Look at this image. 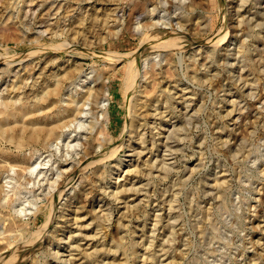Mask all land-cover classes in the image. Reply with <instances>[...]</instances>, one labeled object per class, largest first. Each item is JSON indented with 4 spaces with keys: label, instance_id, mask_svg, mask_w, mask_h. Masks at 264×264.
Wrapping results in <instances>:
<instances>
[{
    "label": "rangeland",
    "instance_id": "obj_1",
    "mask_svg": "<svg viewBox=\"0 0 264 264\" xmlns=\"http://www.w3.org/2000/svg\"><path fill=\"white\" fill-rule=\"evenodd\" d=\"M125 2L0 0V98L17 105L36 99L63 66L104 72L113 136L105 150L119 147L121 158L120 167L64 174L60 188L39 200L23 236L16 235L25 224L13 218V202L0 199V228L16 241L0 249V264H264V0L179 3V31L140 33L128 27L134 16L146 25L147 10L159 5L137 0L129 10ZM121 9L123 26L116 20ZM151 34L169 40L162 50L171 60L160 87L143 89L155 94L161 113L132 139V150L122 145L127 94L142 83ZM109 51L119 59L104 56ZM161 115L172 124L160 125ZM38 145L18 151L4 144L14 154L37 150L42 157ZM128 154H135L131 162ZM20 179L23 199L29 178Z\"/></svg>",
    "mask_w": 264,
    "mask_h": 264
},
{
    "label": "bare ground",
    "instance_id": "obj_2",
    "mask_svg": "<svg viewBox=\"0 0 264 264\" xmlns=\"http://www.w3.org/2000/svg\"><path fill=\"white\" fill-rule=\"evenodd\" d=\"M125 1L124 4L128 6L129 10L133 9L137 2V0ZM191 2L192 0H150L149 5L155 3L156 5H159L158 7L161 9L158 10L157 6H150V8L152 7L150 11L148 12L149 9L147 10V14L149 15V17H147L149 19L148 24H141V21L138 20L140 16L136 15L128 27L135 33L151 29L155 30V28H162L165 31L174 30L177 32L182 28V25L179 23L181 19L179 16V10L182 9L179 6V3H182V5H185L186 3L191 5ZM170 5H173V11L170 14H167L165 10L167 6ZM118 12V18L116 20L119 26H123L125 22L124 13L122 9ZM155 13L156 15H154ZM128 15H130V13H128ZM120 30L121 28H119L117 32ZM145 40L150 48V54L142 60V70L141 72L139 71V73L144 77H146L145 75L147 74L148 76L146 79L141 76L142 83L137 86L133 95L132 91L129 93L127 92V101H129V104L127 124L125 126L126 130L125 135L123 136L125 141L122 143V145H126V147H131L130 145H132L133 138L143 137V130L144 127H146L144 125L147 123V120H153L155 116L157 117V110L160 112L161 108L156 106L157 99L155 94L144 96L143 89L146 90L148 83H150L149 86L154 87L153 90H155L157 86L160 87L157 85V80L159 82L164 79V72H161V69L169 64L167 63V58L171 60L170 54L167 51L165 52L162 50L165 43L169 41L168 39L164 38L158 40V37L151 34L147 35ZM207 50H209L208 52L210 54L215 51L214 48L206 47V51ZM106 53L107 54H104V56L113 61L120 57L110 51ZM69 66L70 67L63 66L56 68L52 75L53 78L51 80L52 83L50 84V88L46 91L40 92L36 99L22 102L23 104L17 105L15 104V100H2L0 98V199H2L3 203H8L7 201L11 200L13 204H11L9 208L13 218L15 220L18 219L22 224H25L24 228L16 232L18 233L16 234L18 236L25 235L29 230L31 216L36 215L40 210V205L38 204L39 200L44 198L47 199L53 192L57 191L62 185L61 180L65 176L64 174L68 173V171L70 176H72L73 173H70V171L88 165L95 166L96 169H103L105 167L113 168L110 164L111 162H114L112 164H116L117 167H120V161L118 159L120 157L117 156L119 153V147L108 151L105 150V148H107L113 141L112 133L107 126L109 106V90L106 87L107 76L103 74L104 72L101 73L91 66L86 68L79 67L76 64H74L73 67L72 65ZM159 66L162 67L158 69ZM170 66L171 65H169V67ZM167 84L169 83H166V85ZM166 85L163 87H166ZM46 100H48L47 103ZM152 103L155 105V108L152 107ZM150 109H152L151 113ZM153 110L156 111L154 112ZM162 110H165V107ZM168 112L171 113V111ZM168 112H166L167 115L169 114ZM164 113L165 112H163V114ZM167 115H161L159 117L160 125L165 126L166 123H171L173 117L170 115L167 117ZM154 126L152 125L153 128H151V130L155 128ZM167 134L169 135V133ZM147 138H145L144 142L147 141ZM6 142L12 144L18 151H22L34 144H39L38 146L44 150V155L41 157V154H37V150H33L28 156L14 154L5 148L4 144H6ZM139 142L140 140L138 143ZM134 148L135 147H133L132 150H134ZM104 151L106 152L103 153ZM142 153L143 152L140 151L138 154L141 155ZM133 156H135V154H128L127 158L130 159V162L132 161L131 157ZM144 157H146V155H144ZM138 160L139 159H135V164ZM8 171H10L11 174L6 173V175H4L5 172ZM17 177L22 180L29 178V184L26 183L28 187L22 189L25 194L23 196V202L19 201L22 198H20L21 191L17 190ZM36 189H39V191ZM14 240L15 234L10 237H5L4 230L0 228V249L2 247L5 248L6 246H11L16 242ZM3 243L4 245H2Z\"/></svg>",
    "mask_w": 264,
    "mask_h": 264
}]
</instances>
